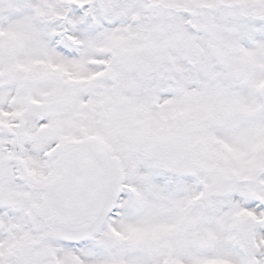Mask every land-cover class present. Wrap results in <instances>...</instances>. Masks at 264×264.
<instances>
[{"label":"snow or ice","instance_id":"1","mask_svg":"<svg viewBox=\"0 0 264 264\" xmlns=\"http://www.w3.org/2000/svg\"><path fill=\"white\" fill-rule=\"evenodd\" d=\"M0 264H264V0H0Z\"/></svg>","mask_w":264,"mask_h":264}]
</instances>
